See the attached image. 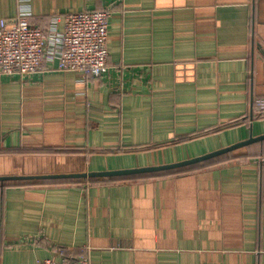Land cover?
Returning a JSON list of instances; mask_svg holds the SVG:
<instances>
[{"label":"crops","instance_id":"1","mask_svg":"<svg viewBox=\"0 0 264 264\" xmlns=\"http://www.w3.org/2000/svg\"><path fill=\"white\" fill-rule=\"evenodd\" d=\"M111 10L109 73L0 77V177L177 163L264 135V0H0L49 35ZM264 264V141L182 172L0 182V264Z\"/></svg>","mask_w":264,"mask_h":264},{"label":"built area","instance_id":"2","mask_svg":"<svg viewBox=\"0 0 264 264\" xmlns=\"http://www.w3.org/2000/svg\"><path fill=\"white\" fill-rule=\"evenodd\" d=\"M111 10H91L65 15L63 31L50 35L30 23L27 13L12 20L0 19V77L19 75L29 79L39 72H75L83 79L109 73V25ZM255 118L264 116V100L254 104ZM37 264H91L90 257L77 261L54 258Z\"/></svg>","mask_w":264,"mask_h":264},{"label":"water","instance_id":"3","mask_svg":"<svg viewBox=\"0 0 264 264\" xmlns=\"http://www.w3.org/2000/svg\"><path fill=\"white\" fill-rule=\"evenodd\" d=\"M264 141V135L254 137L251 136L248 140L237 143L235 145L226 147L208 153L206 155L196 157L193 159L167 164V165H158L151 167L143 168H134V169H122L114 171H102V172H90V173H78V174H60V175H42V176H21V177H0V182L5 183L8 181H39V180H58V179H129L132 177H139L144 175H153L166 173L171 171L182 170L196 165L212 161L214 159L220 158L228 153L234 152L240 148Z\"/></svg>","mask_w":264,"mask_h":264},{"label":"trees","instance_id":"4","mask_svg":"<svg viewBox=\"0 0 264 264\" xmlns=\"http://www.w3.org/2000/svg\"><path fill=\"white\" fill-rule=\"evenodd\" d=\"M213 161V160H212ZM212 161H209V162H212ZM208 163V162H207ZM192 168V167H190ZM190 168H186V169H182V170H177V171H171V172H182V171H186ZM167 173V172H166ZM166 173H162V174H166ZM145 176H148V175H145ZM151 176V175H150ZM140 177V176H139ZM139 177H132V178H129V179H135V178H139Z\"/></svg>","mask_w":264,"mask_h":264}]
</instances>
